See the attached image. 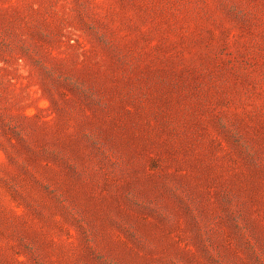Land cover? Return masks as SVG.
<instances>
[{
	"label": "rangeland",
	"instance_id": "374dc122",
	"mask_svg": "<svg viewBox=\"0 0 264 264\" xmlns=\"http://www.w3.org/2000/svg\"><path fill=\"white\" fill-rule=\"evenodd\" d=\"M0 264H264V0H0Z\"/></svg>",
	"mask_w": 264,
	"mask_h": 264
}]
</instances>
